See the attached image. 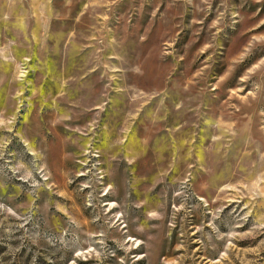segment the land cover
<instances>
[{
  "label": "rangeland",
  "instance_id": "rangeland-1",
  "mask_svg": "<svg viewBox=\"0 0 264 264\" xmlns=\"http://www.w3.org/2000/svg\"><path fill=\"white\" fill-rule=\"evenodd\" d=\"M0 264H264V0H0Z\"/></svg>",
  "mask_w": 264,
  "mask_h": 264
}]
</instances>
